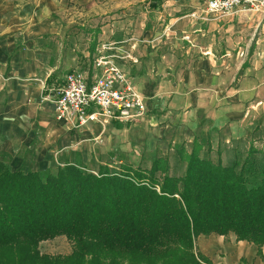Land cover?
<instances>
[{
	"label": "crops",
	"instance_id": "crops-1",
	"mask_svg": "<svg viewBox=\"0 0 264 264\" xmlns=\"http://www.w3.org/2000/svg\"><path fill=\"white\" fill-rule=\"evenodd\" d=\"M111 1L112 23L92 25L85 37L48 15L58 0H0V160L23 171L87 163L101 135L128 124L146 130L140 139L151 144L164 140L152 129H161L172 148L186 142L191 150L198 139L201 155L216 161L214 152L223 164L264 140V15L217 18L204 11L207 0ZM108 41L131 54L120 66L146 98L145 117L79 126L59 120L54 98L67 73L82 68L93 75ZM230 235L207 236L217 242L201 251L212 264H264V245Z\"/></svg>",
	"mask_w": 264,
	"mask_h": 264
},
{
	"label": "trees",
	"instance_id": "trees-1",
	"mask_svg": "<svg viewBox=\"0 0 264 264\" xmlns=\"http://www.w3.org/2000/svg\"><path fill=\"white\" fill-rule=\"evenodd\" d=\"M173 149L183 174L164 155L97 174L81 163L42 174L0 160V264H212L196 246L211 233L263 246L264 147L253 141L229 164L201 155L198 139ZM62 235L70 253L41 252Z\"/></svg>",
	"mask_w": 264,
	"mask_h": 264
},
{
	"label": "built area",
	"instance_id": "built-area-1",
	"mask_svg": "<svg viewBox=\"0 0 264 264\" xmlns=\"http://www.w3.org/2000/svg\"><path fill=\"white\" fill-rule=\"evenodd\" d=\"M204 11L217 18L239 11L264 15V0H207ZM100 46L93 75L82 68L71 70L54 98L57 118L72 126L95 121L102 125L135 122L147 113L145 96L136 91L131 77L120 66L121 60L131 57L130 52L117 41ZM91 172L97 174V170Z\"/></svg>",
	"mask_w": 264,
	"mask_h": 264
},
{
	"label": "rangeland",
	"instance_id": "rangeland-1",
	"mask_svg": "<svg viewBox=\"0 0 264 264\" xmlns=\"http://www.w3.org/2000/svg\"><path fill=\"white\" fill-rule=\"evenodd\" d=\"M27 1V0H26ZM59 7L55 9L54 12L48 13L49 16L57 18L59 20V24L62 26V29L66 32H76V31H84L86 36H92V29L95 26L106 25L108 23H112L114 20V4L113 1L107 0L106 4L102 0H58ZM102 8L103 10L107 11L103 13L104 15H100L102 13L95 12ZM112 9L113 12L109 10ZM45 10V9H44ZM91 15L92 18H89ZM95 15V16H92ZM52 24H49V26ZM95 25L94 27H91ZM55 26V25H54ZM88 32L91 35H88ZM103 33V32H102ZM116 34L114 37L115 39L120 36ZM98 36L96 39V43H100L98 41L99 33L96 35ZM108 37V35L106 36ZM112 38V37H111ZM84 39V38H83ZM112 40V39H111ZM82 41L81 44H83ZM130 127V125L128 124ZM127 131L121 130L124 128L123 126H118L117 131L105 133L98 138V142H100L101 148L98 149V153H95L92 157L90 156V160L87 163H83L82 166L89 169V170H97V168L104 163L111 164L113 168L115 167H123L124 165H132L134 168L141 166L142 168L150 167L151 160L154 157L164 155L168 156L170 160V172L172 174H183L184 169L186 168V163L181 160L180 156L175 154V151L170 144L166 141V135L164 132L159 130L152 129L153 135L156 137L158 135L164 136V140H157L156 143L151 144V139L149 141L141 140L140 137L143 136L144 131L146 130H136V128L131 127ZM151 128L153 126H150ZM151 128H149L151 130ZM154 128V127H153ZM119 129V130H118ZM169 140V139H168ZM178 142L175 144L177 145ZM255 145L258 148L264 147V140L257 139ZM249 145L244 146L246 149ZM248 150V149H247ZM240 152L243 157L246 156V151ZM232 154V153H231ZM211 155L214 156V159L217 161L219 156L216 153H212ZM223 155V153H221ZM260 158L262 155H258ZM227 158V157H225ZM122 161V162H121ZM54 168H48L41 170L42 174L48 173V171H54ZM230 238H236L235 234L230 233ZM215 239L211 237H207L201 235L197 238L196 246L198 251L209 252L210 247L212 244H217ZM251 243V242H250ZM73 248V242L65 236H57L55 238H50V240H46L41 242L40 250L46 254H63L66 255L70 253Z\"/></svg>",
	"mask_w": 264,
	"mask_h": 264
}]
</instances>
